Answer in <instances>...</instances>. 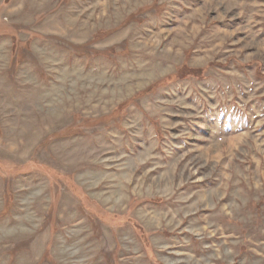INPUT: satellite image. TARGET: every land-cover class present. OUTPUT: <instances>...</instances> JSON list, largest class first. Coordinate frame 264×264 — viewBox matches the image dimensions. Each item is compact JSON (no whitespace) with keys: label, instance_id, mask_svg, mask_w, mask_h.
I'll use <instances>...</instances> for the list:
<instances>
[{"label":"rangeland","instance_id":"rangeland-1","mask_svg":"<svg viewBox=\"0 0 264 264\" xmlns=\"http://www.w3.org/2000/svg\"><path fill=\"white\" fill-rule=\"evenodd\" d=\"M0 264H264V0H0Z\"/></svg>","mask_w":264,"mask_h":264},{"label":"trees","instance_id":"trees-1","mask_svg":"<svg viewBox=\"0 0 264 264\" xmlns=\"http://www.w3.org/2000/svg\"><path fill=\"white\" fill-rule=\"evenodd\" d=\"M203 72V69H200L198 72H194L193 74H200V73H202ZM113 215V214H112ZM113 216H115V217H117V218H120L121 216L119 215V214H114Z\"/></svg>","mask_w":264,"mask_h":264}]
</instances>
